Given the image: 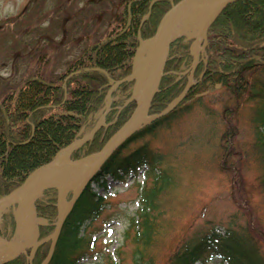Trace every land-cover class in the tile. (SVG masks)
Masks as SVG:
<instances>
[{
    "label": "trees",
    "instance_id": "16d2710c",
    "mask_svg": "<svg viewBox=\"0 0 264 264\" xmlns=\"http://www.w3.org/2000/svg\"><path fill=\"white\" fill-rule=\"evenodd\" d=\"M123 7L108 15L110 21L101 33L103 38L84 46L72 62L61 63L64 71L45 75L40 69L28 73L22 84L0 97V194L25 180L37 167L50 161L55 154L79 137L83 128H90L92 117L105 106V98L115 82L128 75L138 45L137 32L144 16L140 34L143 39L155 33L157 24L171 0H117ZM176 1V0H172ZM152 3V4H151ZM150 4L152 5L149 9ZM44 18L40 17V20ZM38 20L37 22H39ZM35 22V24L37 23ZM190 41L184 37L174 40L162 77L159 92L154 96L150 113L160 112L183 89L186 76H179L181 66L190 59ZM36 58H43L38 54ZM42 60L40 59L39 62ZM206 63V64H205ZM205 63L197 67L195 78L205 68L203 76L171 112L154 120L127 138L109 157L94 178L104 186L102 176L114 179L136 174L147 166L152 185L142 188L140 207L128 229H133L132 264H153L151 246L159 236L155 228L160 194L172 184V175L165 167L164 155L134 143L143 135L153 134L155 128L178 111L188 112L204 103L211 93H221L218 114L225 127L221 138L225 147L236 134V122L242 109L255 104L252 117L253 149L261 168L259 184L264 192V0H234L217 17L207 33ZM41 64V63H40ZM205 64V65H204ZM131 83L119 85L113 95L129 91ZM124 98L114 100L105 124L89 141L75 149L71 159L98 151L109 137L128 119L135 107L131 102L120 106ZM119 111V112H118ZM215 110H206L213 116ZM214 134V132L212 133ZM71 197V193L67 198ZM57 191L47 189L35 201V212L47 225L39 227L40 238L53 231L57 217ZM104 197L87 186L68 213L59 233L53 254L46 264H84L96 254L95 232L92 230L104 208ZM157 224V223H156ZM15 228L12 212L4 213L0 235L11 237ZM155 242V243H154ZM50 242L39 245L33 259L29 250L1 264H42ZM219 258L227 264H264V251L247 225L231 217L224 232L209 229L197 232L179 245L163 264H205ZM96 264H123L107 258Z\"/></svg>",
    "mask_w": 264,
    "mask_h": 264
},
{
    "label": "rangeland",
    "instance_id": "374dc122",
    "mask_svg": "<svg viewBox=\"0 0 264 264\" xmlns=\"http://www.w3.org/2000/svg\"><path fill=\"white\" fill-rule=\"evenodd\" d=\"M122 7L117 0H0V97L37 69L45 75L64 71L61 63L74 61L84 46L102 39L108 15ZM196 27V21L186 25V33H194ZM37 54L43 58H36ZM220 94L207 95L200 104L203 106L181 114L178 111L153 134L130 144L164 155L173 180L158 201L155 228L159 236L150 249L153 264H163L197 232L226 229L231 217L249 227L264 251V192L252 147L256 105L250 103L240 111L230 156V144L225 147L221 138L225 125L218 116ZM206 110H215L214 115H207ZM105 180V190L92 184L99 195L106 194V208L92 225V230H100L97 254L83 263L96 264L110 257L132 264L134 243L129 222L138 213L142 186L150 187L152 177H146L141 169L135 177L116 181L107 176ZM206 264L225 263L216 258Z\"/></svg>",
    "mask_w": 264,
    "mask_h": 264
},
{
    "label": "water",
    "instance_id": "95a60500",
    "mask_svg": "<svg viewBox=\"0 0 264 264\" xmlns=\"http://www.w3.org/2000/svg\"><path fill=\"white\" fill-rule=\"evenodd\" d=\"M232 1L233 0H178L171 3L169 8L162 16L156 28L155 34L147 40H142L139 36V45L134 56L133 69L129 75L117 82V84H119L124 81H133L132 92L129 100L134 99L136 102V106L127 121L108 139V141L99 151L78 160H70L68 158L69 164L71 165V170L69 172L62 174H47L51 166L56 163L62 162L59 158V154H57L52 160L34 170L23 183L9 189L8 191L0 195L1 216V214L9 207H13L15 204H18L19 200L25 194H29V192H31L33 195H35L36 193L39 195L43 190L48 188H55L58 192V215L53 233L48 238L38 241L39 230L38 227H36V241L33 244L25 246L19 252L24 251L29 247H33V249H35L40 243L49 239L51 240V245L46 258L48 259L50 257L67 211L69 210L77 196L80 194V192L83 190V188L98 172L103 163L114 151V149H116L121 143L124 142V140L129 135L137 131L141 126H143L150 120L169 112L185 96L187 90L191 85L194 75V69L198 63L199 55L204 50L203 45L198 51H195V42L199 41L201 36L206 39L207 30L210 25L218 17L221 11ZM183 10H190L189 16L184 20L185 23H188L192 20H197L198 22L196 35L194 36V40L190 46L193 60L190 66L188 81L181 94L170 104H168L165 109H163L159 114L148 115L153 97L157 93L159 88V84L167 61L170 44L174 39L173 31L176 20L179 13ZM200 13L205 14L201 16L199 15ZM148 44L151 46L153 54L155 52L157 54L156 63L154 71L147 86L144 89V92L140 95L139 98H137L135 96V91L141 80L143 70L145 69V67H147L148 64L145 61V63L141 61L138 57L142 53L144 46ZM107 106H109V103L107 104ZM97 128H99V126ZM97 128L93 129L86 136L66 147L64 150H62V153L69 157L74 149L80 146L88 138L93 136ZM68 191H73V197L66 205L67 207L63 208L61 207L62 197Z\"/></svg>",
    "mask_w": 264,
    "mask_h": 264
},
{
    "label": "bare ground",
    "instance_id": "6f19581e",
    "mask_svg": "<svg viewBox=\"0 0 264 264\" xmlns=\"http://www.w3.org/2000/svg\"><path fill=\"white\" fill-rule=\"evenodd\" d=\"M189 13V10H183L179 13L175 24V34L185 33L186 28L184 27L183 20L187 15H189ZM138 58L143 62H147L148 64L143 70L140 84L135 91V96L137 98H139L144 92V89L151 78V75L154 71L157 54L156 52L153 54L151 47H145ZM59 158L62 162L51 166L47 174H62L71 170L68 157L61 152L59 154ZM35 195L29 192V194H25L19 200L18 207L15 210L16 229L14 235L9 242H6L5 239L0 238V261L13 257L24 246L35 242L36 226L40 223V219L36 217L33 208Z\"/></svg>",
    "mask_w": 264,
    "mask_h": 264
}]
</instances>
